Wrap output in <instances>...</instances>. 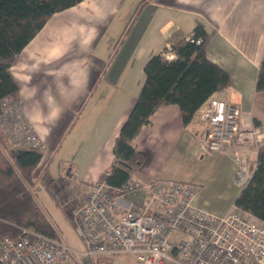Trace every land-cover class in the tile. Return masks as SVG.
<instances>
[{"label": "crops", "instance_id": "1", "mask_svg": "<svg viewBox=\"0 0 264 264\" xmlns=\"http://www.w3.org/2000/svg\"><path fill=\"white\" fill-rule=\"evenodd\" d=\"M198 22L208 34L207 57L230 83L187 123L176 103L156 107L132 140L144 157L130 178L177 179L191 152L202 164L193 204L216 214L233 209L242 187L235 163L205 146L204 114L209 100L221 98L240 107L243 127L264 123V89L255 87L264 64V0H80L48 17L9 71L42 140L40 180L57 197L66 195L71 209L114 163V140L144 83L146 61L164 49L173 56L170 46Z\"/></svg>", "mask_w": 264, "mask_h": 264}, {"label": "built area", "instance_id": "2", "mask_svg": "<svg viewBox=\"0 0 264 264\" xmlns=\"http://www.w3.org/2000/svg\"><path fill=\"white\" fill-rule=\"evenodd\" d=\"M240 112L232 101L209 100L203 141L208 149L231 155L235 181L243 186L256 167L264 123L243 127ZM0 136L4 147H42L16 95L0 99ZM242 151L255 157L246 161ZM196 190L177 179L128 178L112 184L100 177L69 214L84 245L81 254H124L138 264H264V220L235 205L223 214L197 207L192 202ZM76 253L59 238L26 228L16 237H0L3 264H80Z\"/></svg>", "mask_w": 264, "mask_h": 264}, {"label": "trees", "instance_id": "3", "mask_svg": "<svg viewBox=\"0 0 264 264\" xmlns=\"http://www.w3.org/2000/svg\"><path fill=\"white\" fill-rule=\"evenodd\" d=\"M78 1L0 0V99L18 91V83L9 67L21 48L53 12ZM198 37L201 38L199 42ZM207 38L203 24L198 22L189 36L170 46L173 56L168 57V49H164L146 61L144 83L114 140L115 160L110 166L111 173L102 175L108 182L119 184L127 180L130 169L143 160V153L134 147L132 140L149 122L156 107L176 103L182 121L187 123L214 92L228 86L229 73L206 55ZM255 87L264 89V64L259 67ZM3 145L0 138V237H16L26 228L59 238L56 226L39 205L33 189L45 166L42 153ZM38 165L39 171L36 170ZM234 205L264 220V142L258 149L254 172L241 187ZM87 258L92 264H107L105 262L112 259L107 256ZM0 264L3 263L0 261Z\"/></svg>", "mask_w": 264, "mask_h": 264}, {"label": "rangeland", "instance_id": "4", "mask_svg": "<svg viewBox=\"0 0 264 264\" xmlns=\"http://www.w3.org/2000/svg\"><path fill=\"white\" fill-rule=\"evenodd\" d=\"M187 158V163L183 165L179 176H177L179 178L177 179L184 181L193 187H198L200 186V181L196 177L198 176V174L196 175V172L202 164L200 163V159H196L191 152H187ZM40 177L41 175L38 176L33 189L36 193L38 203L46 211L56 226L59 239L77 252L76 256L81 258L80 264H92L89 258L81 254V251L84 250V245L69 217L71 210L70 200H68L69 203L66 202V195H63L64 198L57 197L56 192L50 191L48 187L40 180ZM108 262L109 264H138L131 256L124 254L117 255L105 263L108 264ZM71 264L78 263L72 262Z\"/></svg>", "mask_w": 264, "mask_h": 264}]
</instances>
